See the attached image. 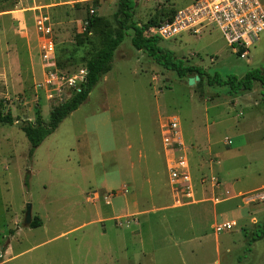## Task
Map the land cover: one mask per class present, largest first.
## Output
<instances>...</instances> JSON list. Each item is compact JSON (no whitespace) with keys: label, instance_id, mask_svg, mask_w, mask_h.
I'll return each instance as SVG.
<instances>
[{"label":"rangeland","instance_id":"rangeland-1","mask_svg":"<svg viewBox=\"0 0 264 264\" xmlns=\"http://www.w3.org/2000/svg\"><path fill=\"white\" fill-rule=\"evenodd\" d=\"M190 2L137 0L132 22H167ZM119 11L120 0H0V110L15 120L0 125V264H264L260 83L239 94L206 79L191 87L197 76L156 64L130 31L106 79L30 158L23 127L39 115L47 122L73 96L79 84L57 76L81 75L118 31ZM41 17L49 36L38 31ZM164 43L210 76L264 72V33L248 59L218 30ZM172 121L181 142L173 146ZM181 157L186 186L170 176ZM226 223L233 230L217 234Z\"/></svg>","mask_w":264,"mask_h":264},{"label":"trees","instance_id":"trees-1","mask_svg":"<svg viewBox=\"0 0 264 264\" xmlns=\"http://www.w3.org/2000/svg\"><path fill=\"white\" fill-rule=\"evenodd\" d=\"M136 9L137 0H120V11L118 15L119 29L113 36L108 35L103 47L93 53L87 61L86 70L88 74L85 82L80 85L79 90L75 91L73 96L65 103L53 109L47 122H43L39 115L37 123H28L23 127L22 131L31 144V159L36 150L46 139L53 135L68 117L78 111L79 108L86 103L90 94L101 79L112 71L115 54L130 31L134 32L132 44L137 51L145 52L156 64L167 71L176 73L179 78H185L187 75L197 76L201 80L206 79L210 87H227L231 94H239L243 91L251 92L254 89L255 83H260L264 90L263 70L250 71L241 79L236 76H230L224 80L217 74L215 76H210L203 68L187 67L182 60L176 59L172 52L159 48L158 45L163 42L162 40L145 36V32L148 28L158 26L165 22L146 26L133 23L132 20ZM177 11L174 12L173 16L168 21L173 20ZM0 125L13 126L15 125V120L11 114L8 113L6 115L0 110ZM41 226L42 222L37 221L33 222L30 228L36 229ZM263 236L264 231H261V234H257L258 239H261ZM253 241H255V239H253Z\"/></svg>","mask_w":264,"mask_h":264},{"label":"built area","instance_id":"built-area-1","mask_svg":"<svg viewBox=\"0 0 264 264\" xmlns=\"http://www.w3.org/2000/svg\"><path fill=\"white\" fill-rule=\"evenodd\" d=\"M37 27L44 36L52 33L47 18L41 17ZM214 30L221 32L235 54L241 59H248L250 50L260 42L264 33V4L260 0H191L187 6L177 11L172 21L148 28L145 36L167 42L184 34L200 37ZM87 74L85 69L80 76L68 78L61 75L57 76V80L70 87L79 84L80 88ZM178 141L180 142L179 125L172 121L167 126L165 142L173 146ZM169 170L174 183L180 186L191 183L190 166L185 157L174 162ZM234 226L235 224L226 223L216 229L217 234L232 231Z\"/></svg>","mask_w":264,"mask_h":264},{"label":"water","instance_id":"water-1","mask_svg":"<svg viewBox=\"0 0 264 264\" xmlns=\"http://www.w3.org/2000/svg\"><path fill=\"white\" fill-rule=\"evenodd\" d=\"M159 48L161 49H165L166 45L164 42L160 43L159 45ZM200 81V78L199 77H196V78H192V79H189L188 81V84L189 86H194L196 84V82ZM32 221V207L30 205H28L27 207V214H26V220H25V225H30Z\"/></svg>","mask_w":264,"mask_h":264},{"label":"crops","instance_id":"crops-1","mask_svg":"<svg viewBox=\"0 0 264 264\" xmlns=\"http://www.w3.org/2000/svg\"><path fill=\"white\" fill-rule=\"evenodd\" d=\"M108 74H109V73H108ZM108 74H107V75H108ZM107 75L104 76L105 79H106V76H107ZM101 80H102V79H101ZM100 82H101V81H100ZM100 82H99V83H100ZM90 95H91V94H90ZM220 206H221V205H220ZM262 208H264V207H262ZM262 208L259 209V211H258L259 213H261V209H262Z\"/></svg>","mask_w":264,"mask_h":264}]
</instances>
